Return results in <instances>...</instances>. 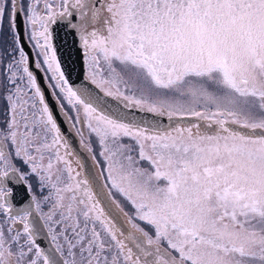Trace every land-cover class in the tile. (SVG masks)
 <instances>
[{
	"label": "snow or ice",
	"instance_id": "obj_1",
	"mask_svg": "<svg viewBox=\"0 0 264 264\" xmlns=\"http://www.w3.org/2000/svg\"><path fill=\"white\" fill-rule=\"evenodd\" d=\"M0 101V264H264V0H0Z\"/></svg>",
	"mask_w": 264,
	"mask_h": 264
},
{
	"label": "water",
	"instance_id": "obj_2",
	"mask_svg": "<svg viewBox=\"0 0 264 264\" xmlns=\"http://www.w3.org/2000/svg\"><path fill=\"white\" fill-rule=\"evenodd\" d=\"M63 38H64V33L62 31H59L57 43H59ZM25 50L27 51L26 48H25ZM29 55H30V52H29ZM30 58H31V55H30ZM64 67L71 73L70 82H72L74 86L79 87V86H83V85L87 84L90 88L94 89L95 91H97V92L99 91L98 89L95 88V85H91L88 81L85 80L83 59L81 57H78L75 54V52L72 55L71 61L66 60ZM33 71L37 75L39 86L41 87L42 91L44 92V94L46 96V100H47L51 110L53 111L54 117L57 120V123L61 129V132L68 141V145H69L70 150L74 153L75 157H79L82 160V162L85 164V171L95 172V168L93 167V164H92L90 158L87 156V154L79 146V140H78L77 135L72 130H70L68 128L65 119L60 114V112L57 108L56 102L52 98L49 89L43 84V82L41 81V76L37 74V71H35V70H33ZM106 99H107L110 107H115L117 104H120V107L123 108V104L121 102L116 101L111 97H107ZM127 111L135 113L138 117L141 115H144V114L140 113L135 108L129 109ZM147 115H151V114H147ZM159 119L162 121V123L164 125H167L169 123L167 116L160 117ZM194 121H198L197 118L185 117L181 120V123H190V122H194ZM23 194L27 196L25 188L23 187V190H22L20 185H19V187L16 186L15 196H16L17 202L19 201V199L20 200L23 199L22 198ZM38 221H39V224L42 225V223L39 219H38ZM39 240L41 242V245L43 247H45V249L50 247V240L46 235L45 229H42V234L40 235Z\"/></svg>",
	"mask_w": 264,
	"mask_h": 264
},
{
	"label": "flooded vegetation",
	"instance_id": "obj_3",
	"mask_svg": "<svg viewBox=\"0 0 264 264\" xmlns=\"http://www.w3.org/2000/svg\"><path fill=\"white\" fill-rule=\"evenodd\" d=\"M17 23H18V24L20 23V18H19V17H17ZM25 48L27 49V51L30 52L31 58H32V59H35V53H34V50H31V49H30V45H28V44L26 43V44H25ZM83 64H84V63H83ZM32 70L37 71V74L41 76V81H42L43 84L49 89L50 94H51V93H52V92H51V89L49 88V86H48V84H47V82H46V80H45V76H44V74L41 73L40 71H38L37 69H35L34 64H33V66H32ZM34 73H35V72H34ZM84 78H85V66H84ZM51 96H52V94H51ZM52 98H53L54 101H55V98H54L53 96H52ZM55 102H56V101H55ZM56 105H57V108H58V110H59V112H60V109H59V106H58L57 103H56ZM60 114H61V112H60ZM63 118H64V116H63ZM64 119H65V118H64ZM65 121H66V123H67L68 128H69L70 130H72V129L70 128L68 122H67V119H65ZM72 131H73V130H72ZM73 132H74V131H73ZM91 162H92V161H91ZM92 164H93V163H92ZM17 186L19 187V185H17ZM21 188H22V190H23V187H22V186H21ZM22 198H23V200H24L25 203H26V202H27V196L23 194ZM19 201H20V199H19ZM22 206H23V205L17 203V207H22ZM40 221H41V223L43 224V221H42V220H40ZM37 223L39 224L38 219H37ZM45 230H46V229H45ZM41 234H42V231L40 232V235H41ZM40 235H39V237H40Z\"/></svg>",
	"mask_w": 264,
	"mask_h": 264
},
{
	"label": "rangeland",
	"instance_id": "obj_4",
	"mask_svg": "<svg viewBox=\"0 0 264 264\" xmlns=\"http://www.w3.org/2000/svg\"><path fill=\"white\" fill-rule=\"evenodd\" d=\"M7 31V21L5 22V32ZM85 66V65H84ZM86 72H87V69H86V66H85V75H86ZM44 74V73H43ZM44 76H45V74H44ZM45 80H46V82H47V84H48V86H49V81L45 78ZM50 88V87H49ZM51 89V88H50ZM51 92H52V89H51ZM137 95H139V93H137ZM122 103V102H121ZM123 104V103H122ZM3 107H4V105H3V101H0V110H3ZM60 109V108H59ZM60 112H61V115L62 116H64V118L65 119H67V122H68V124H69V126H70V128L75 132V130L72 128V124L69 122V120H68V118L64 115V113L60 110ZM72 115H74V113H72ZM0 119H2V117H0ZM190 123H199V124H201V126H202V128H207L208 127V125L204 122V121H201V120H198V121H194V122H190ZM185 124H187V123H185ZM213 128L215 127V125H213L212 126ZM77 128H79V125H77ZM76 133V132H75ZM85 133H86V135H87V129L85 128ZM78 139H79V146H80V148L84 151V149L81 147V145H80V138L78 137ZM63 151V150H62ZM85 152V151H84ZM86 153V152H85ZM87 154V153H86ZM87 156H88V154H87ZM89 157V156H88ZM76 157L75 156H73V159H75ZM91 160V159H90ZM92 161V160H91ZM93 163V162H92ZM95 171H97V169H95ZM33 187L35 188V181H33ZM45 211H47V208L45 207Z\"/></svg>",
	"mask_w": 264,
	"mask_h": 264
}]
</instances>
